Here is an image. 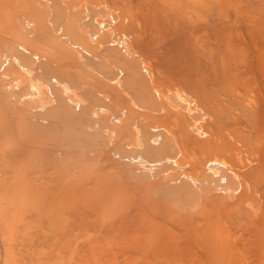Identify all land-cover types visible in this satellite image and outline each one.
<instances>
[{
	"label": "bare ground",
	"instance_id": "6f19581e",
	"mask_svg": "<svg viewBox=\"0 0 264 264\" xmlns=\"http://www.w3.org/2000/svg\"><path fill=\"white\" fill-rule=\"evenodd\" d=\"M55 1L0 0V55L4 51L13 55L8 64L10 72H17L26 64L33 66L35 61H30L33 64L26 62L29 61L28 56L39 58L42 69L52 71L53 66H58L64 61L62 57L69 59H65L66 62L73 63L76 68L73 56L78 51L77 47L85 52L87 59L84 61L92 62L89 65L94 64L105 77L102 78L99 74L97 76H100L101 80H98V77L96 81L95 68L93 69L94 80L87 78L90 79V84L94 82L89 88L95 89L91 95H96V88L105 91V88L99 87L101 84L109 89V95L105 97L108 103L100 104L102 100L99 101L96 96L92 99L93 103L97 101L99 105L112 110L109 116L111 122L108 120L111 124H106L109 125L107 130L118 136H115V141L112 140L113 144L109 140L113 146V153L109 149L111 147H107L111 152L109 154L114 155L117 152L122 158L117 157L121 161L117 162L116 157L113 159L112 155L111 159L110 155H107L105 160L108 164L110 162V166L106 165L102 160L109 150L105 148L107 152L100 153L103 159L100 157L99 162L108 166L113 174L119 172L124 177V182L119 190H114L111 186L113 184L103 185L101 178H105L106 174L103 170L107 172L108 168L101 166L99 168L102 170L96 168L99 170L97 172L103 171L104 174L100 172L103 174L101 176L99 173L101 178H92L91 183L89 176L93 172L90 170L89 175L84 174L88 180L84 175L83 177L77 174L87 180L88 184H92L93 190L89 184V191L86 188L84 191L83 187V191L74 196L63 193L50 194L53 195L54 201L47 204L43 198L46 197V191H42L46 188L42 187L41 194L38 195L43 202L38 200L33 204L21 203L20 211L10 213L8 210L14 211L17 207L13 197L10 199V203L14 201L11 205L0 208V264H264V0ZM58 3L61 5L58 6ZM52 13L58 17L56 22L52 21L57 24L60 19L61 24H58L62 25H58L60 29L57 28V34L47 24L52 23ZM82 21L84 25L81 29ZM19 22L32 31L26 35L27 30L21 29ZM56 36L72 40L70 43L73 48L76 46V51L69 48L71 44L68 45L66 40L64 44L61 43L62 46L67 44L68 47L65 46L69 50L75 51V55L74 51L73 55L70 54L72 60L66 55L62 56V48L65 46L57 44L59 38L56 41ZM17 38L20 42L16 41ZM80 56L84 59L83 54ZM80 56L78 55V58ZM66 62L62 65H67ZM2 63L0 69L4 67L6 60ZM84 64L85 62L81 63V66ZM77 66L79 67V64ZM3 67L0 71L4 70ZM63 68H60L61 72L65 70L70 73L72 71V75L73 72L76 73L70 66L68 70ZM87 69L91 68L86 67ZM68 72L66 76L69 77ZM72 75L71 77H74ZM79 75L78 71L79 81L83 78L84 84H87L86 77ZM75 77L78 81L77 75ZM49 79L47 77L48 82ZM102 79L108 80L106 83L103 81L107 85H103ZM95 81L97 86L101 81L98 87ZM57 82L62 84L64 81ZM81 82L77 84L84 85ZM72 83L75 84L74 81ZM53 86H56L55 83ZM99 92L98 94L102 95ZM3 94L1 97H4ZM89 94L87 92L86 97L93 98ZM45 96L46 93H43L39 98ZM53 99L55 100V97ZM64 101L67 102L68 99ZM66 102L63 104L67 105ZM70 106L72 105L67 107L69 112L65 114L68 118L69 113H72ZM73 107L75 106L71 108ZM12 108L14 117L15 114L20 116L14 111L15 107ZM97 108L96 106L95 109ZM57 110L59 111L58 108ZM62 113L64 112L61 111L60 114ZM8 114L10 117L11 113ZM24 115L26 113L23 114L25 118ZM31 116L29 118L28 115L26 119L32 120ZM12 118L9 119L13 120ZM72 120L75 119L72 117ZM52 121L56 120H51L50 125L53 124ZM14 122L18 123L17 119ZM31 123L33 124L29 121L28 124ZM21 126L23 133L28 132L29 129L23 128L25 125ZM14 131L18 132L17 129ZM139 143H142L141 147ZM24 145L29 150L35 148V144L29 147L24 142ZM138 148L147 154L148 161L141 163L129 156ZM29 150L17 151L19 154L26 153V157L33 151L29 153ZM65 152L62 151V154ZM23 153L20 154L21 157ZM92 153L95 154V151ZM52 155L53 153L51 158ZM88 158H85L84 164H90L83 169L89 167L96 156H90L91 160ZM124 158L127 164L137 165L138 161V164L144 167L158 170V180L168 184L165 191L168 190L169 196L155 198L152 196L154 185L142 181L132 183L134 172L132 174L131 170L134 165H129L132 168L124 165ZM37 161L39 162L36 159L32 168L36 167ZM44 164L45 166L41 165L46 168L49 161ZM75 165L78 166L74 163L73 166ZM80 166L78 171L82 167ZM54 169L61 170L56 167ZM42 170L44 171V168ZM94 170L93 168L92 171ZM35 171L33 172L36 173ZM45 171L44 174L48 177L57 173H53L55 170L52 173L51 170L49 173L48 170ZM61 172L63 175L58 174L59 177H56V174L54 179H66L64 174L67 177V172L64 173V169ZM106 175L108 177V172ZM51 178L52 175L47 181ZM22 186L24 185L19 186L20 190ZM33 186L32 189L30 186L25 188L35 194L40 192L36 193ZM1 187L3 190L8 188L6 185ZM58 189L61 190L59 187ZM28 191L21 193L26 194ZM110 191L128 197L123 200H115V197L111 204V200H107L110 198ZM50 192L52 193V190H48L47 195ZM137 193L141 196L136 197L137 199L131 197ZM86 195L97 200L105 195L104 198L108 201L106 203L114 205L116 209L112 206L113 214L105 213L104 216V213L101 214L104 212L101 203L94 198V202L90 201ZM72 197L73 201L70 200ZM169 197L175 199L171 200ZM65 198L69 200L63 201ZM62 201L74 203L65 206ZM25 204L28 205L24 206ZM21 207L24 210L21 211ZM156 208L161 217L156 215V218L152 219L150 214L155 213ZM95 212L99 214L96 219L98 215ZM100 214L110 217L106 220ZM92 215L95 216L94 219ZM101 217L104 222L100 221ZM140 217L143 220H140ZM87 218L93 220H86ZM98 218L102 225L98 224ZM94 220L99 226L90 223ZM22 228L23 236H19ZM97 229L100 232L96 237ZM44 231L51 235L47 237L40 234ZM89 231H93L94 236ZM85 232H89V236H93L92 239L88 238L87 233L85 237ZM86 238L89 240H85Z\"/></svg>",
	"mask_w": 264,
	"mask_h": 264
},
{
	"label": "rangeland",
	"instance_id": "374dc122",
	"mask_svg": "<svg viewBox=\"0 0 264 264\" xmlns=\"http://www.w3.org/2000/svg\"><path fill=\"white\" fill-rule=\"evenodd\" d=\"M55 3H57V0L55 1ZM62 3V2H61ZM57 5V4H56ZM61 4H59L58 3V6H60ZM58 6H55V8L56 7H58ZM54 8V9H55ZM52 11V10H51ZM50 16H52V17H54V18H51ZM50 16H49V19L48 20H50V18H51V20L50 21H52V20H54L55 22H56V20H58V17L57 16H55V13H52V15L50 14ZM57 17V19H55ZM54 21H52V23L50 22H48L47 24H48V27L51 29V30H53L56 34H57V32H58V27L60 26L58 23L60 22V24H61V21H60V19H59V21L57 22V24L54 22ZM84 23V21H82L81 23H80V28L82 29L83 28V24ZM19 24H20V22H19ZM20 25H22V24H20ZM19 25V26H20ZM59 25V26H58ZM24 26H26L25 24H24ZM24 26L22 25V26H20L21 27V29H23L24 31H26V35H28V33H30L31 31H29V29H28V26H26V28H24ZM62 26V25H61ZM60 26V27H61ZM82 26V27H81ZM23 27V28H22ZM60 27H59V29H60ZM79 28V29H80ZM58 38H59V42L57 43V44H59V45H61L62 46V44H64L65 43V40H66V43L68 44H71V45H69L70 47L69 48H71V50H72V48H73V44L72 43H70L71 41H70V39L69 38H67L66 39V37H58V36H56V41H58ZM55 39V38H54ZM53 39V40H54ZM69 39V40H68ZM69 42H68V41ZM16 41H18V42H20L19 40H18V38H17V40ZM55 41V42H56ZM62 43V44H61ZM67 44H65V45H67ZM64 45V46H65ZM68 45H67V47H68ZM76 45V44H75ZM64 46H62V47H64ZM66 46L64 47V48H62V50H63V55L62 56H65L66 55V57L67 58H69L70 57V59L71 58H73V61L75 62V66H76V68H78V69H76L75 67H73V63H69V61L68 62H66V60H69V59H66L65 57H62L61 55V57L64 59V61L66 62L65 64H67V65H62L63 63H64V61L62 62V63H59V67L57 66V65H55V66H53L54 67V69L51 71V70H47V71H49V72H47L46 70H43L42 68H43V66L41 67L40 66V64H41V60H39V58H37V57H35V56H33V58H30V56H28L27 57V60H29V61H26V62H29L30 63V61L31 60H33V61H35V63H37V64H35L34 63V65L32 66V65H25V67L24 66H22V67H20V69L17 71V72H10V70L8 69V64H9V61H10V59L13 57V55L11 54V52L10 53H8L7 51H4V52H6V53H4V52H2L1 53V55H0V59L1 60H3V61H1V63H0V65L1 64H3L2 62H4L5 60H6V63H4V70H2L4 73H2V71H0V73H2L1 75H2V77H1V75H0V92H2L1 94H3L4 93V91H5V93L3 94L4 95V97L2 98L1 97V94H0V208H3V207H5V206H7V205H11V203H13L14 201H15V203H14V205L15 206H17L16 208H17V210H15L14 209V211H11V210H13V209H10V210H8L10 213L12 212H16V211H20V206H21V203L22 204H24V203H35L36 201H40L41 199H40V194H41V188L42 187H45L46 189L45 190H42V191H46L45 193H46V197H44L43 195H41V196H43V198H44V201L47 203V204H50L51 203V201L53 200L54 201V199H53V195H56V193H63L64 195H67L68 196V194L70 195H72V196H74L75 194H78V193H80V191H83V190H81L83 187V189H84V191H85V188H86V190H88L89 191V186H92V184H90L91 183V181H92V178H93V180L95 179V178H101L100 176H99V173L101 172H97V171H99V170H97L99 167H101V168H103L104 166H103V164L101 163V162H99L100 161V157L103 159V156H101L103 153L102 152H107L106 150L108 149L107 147H111L112 145H110V143H112V140L113 141H115V138L117 139V137H115V136H118V135H116L115 133H111V132H109V130H107V127H109V125L111 124V123H108V120L109 119H111L109 116L111 115V113H110V111L112 112V110L110 109V108H108V107H103L102 105H99V102L97 103V101L95 102V103H93V101H92V99H94V96H96L98 99H99V101H101L100 102V104H102L103 102H104V104L105 103H108V101H107V98L105 99V97H108V95H109V89L107 90V87H105V86H102V84L100 85V83H101V81L100 82H98L99 83V87L101 88V87H103V88H105V91L102 89V90H100L99 88H96V90H97V92L96 93H94V94H96V95H91L92 94V92L95 90L94 88L93 89H89V88H91V86H93L92 84L94 83L93 82V80H94V78L96 79V78H98V80L100 79L101 80V78H100V76H97V75H102L101 74V72H99V69L93 64V65H89V64H92V62H89V61H87V62H89V63H86V61H84L85 60V58L87 59V56H84L85 55V52L83 53L82 52V50H79L78 49V47H77V50L78 51H76V49H75V47L76 46H74V48L73 49H75V51L77 52L76 53V55H75V51H74V55L76 56V58H75V56H71L70 54H72V52L73 51H71V50H69V48H67ZM8 49V48H7ZM7 49H5V50H7ZM80 51V52H79ZM82 52V53H81ZM80 54L82 55L83 54V56H84V59H83V57H81L80 56ZM12 55V56H11ZM27 55V54H26ZM73 55V54H72ZM78 55L80 56V58H78ZM32 57V56H31ZM26 59V58H25ZM37 61H36V60ZM45 60H46V58H44ZM66 59V60H65ZM72 60V59H71ZM70 60V61H71ZM40 61V62H39ZM46 61H48V60H46ZM60 62H61V60H60ZM76 62L79 64V67L77 66L78 64H76ZM83 62H85V64L83 65V66H81V63L83 64ZM43 63H44V61H43ZM42 63V64H43ZM6 64V65H5ZM30 64H33V62H31ZM70 64V65H69ZM26 66H28V67H26ZM30 66V67H29ZM69 66H70V68L73 70V71H75L76 73L74 74V72H73V75H72V71H71V69H69L70 71H71V73L70 72H68V73H70V75H69V77L68 76H66V71L65 70H63L62 72L63 73H65V75L61 72V70H60V68H66V70H68L67 68H69ZM87 68H91V69H87L86 70V67ZM94 66V67H93ZM2 67H1V69H2ZM24 67V68H23ZM32 67V68H31ZM84 67V68H83ZM29 70H28V69ZM63 68V69H64ZM73 68H75V69H73ZM95 68V71L93 70ZM0 69V70H1ZM97 69V70H96ZM6 70V71H5ZM32 70V71H31ZM79 71V73H80V75L79 76H81V77H86L85 79L87 80V84H89V86L87 85V84H84V79L83 78H80V80L81 81H83V82H81V81H79V79H78V71ZM47 72V74L48 73H50V74H46V76L44 75L46 72ZM95 72V77H94V72ZM44 72V73H43ZM93 73V74H90V75H92L91 77H90V75H89V73ZM97 72V73H96ZM99 72V73H98ZM43 73V74H42ZM43 75V78H46V79H41V77H42V75ZM5 75H6V77H5ZM52 75V76H51ZM58 75H59V77H58ZM68 75V74H67ZM71 75L72 76H76L77 75V79H78V81H76V77L74 78V77H71ZM89 75V76H88ZM63 76H64V79H63ZM88 76V77H87ZM103 76V77H102ZM101 77L102 78H105L104 77V75H102ZM4 77V79H2ZM47 77L48 78H50L49 80V82H48V80H47ZM53 77V79H51ZM55 77V78H54ZM94 77V78H93ZM60 78V80H61V78H62V80L61 81H64V82H61L60 80H57V79H59ZM87 78H92L91 80H92V82L93 83H89L88 82V80H90V79H87ZM10 79V80H9ZM55 79V80H54ZM71 79H73L72 80V82L74 81L75 82V84L74 83H72L71 82ZM75 79V80H74ZM107 79V78H106ZM9 80V81H8ZM59 81V82H61L62 84H59L57 81ZM85 80V81H86ZM47 83H46V82ZM52 81V82H51ZM96 81H97V79H96ZM95 81V82H96ZM103 81H105L104 79H102V83H103ZM7 82V83H6ZM46 83V84H44V83ZM55 83V85L56 86H53L54 85V83ZM81 82V84L83 83L84 85H80V84H77V83H80ZM106 82H108V80L107 81H105V83ZM9 83H10V85L11 86H9L8 87V85H9ZM53 85H52V84ZM105 83H103V85H107V84H105ZM48 84V85H47ZM51 84V85H50ZM76 85V87L74 86V85ZM3 85V86H2ZM95 85L97 86V82L95 83ZM6 86V87H5ZM14 88H13V87ZM52 87L51 89L49 88V87ZM79 86V87H78ZM80 86H82L83 88H80ZM88 86V87H87ZM97 86V87H98ZM109 86V85H108ZM3 87V88H2ZM54 87V88H53ZM57 87L59 88V89H57ZM95 87V86H94ZM4 89V90H3ZM26 89H28V90H26ZM57 89V90H56ZM62 89V90H61ZM8 92H7V91ZM22 90V91H21ZM59 90V91H58ZM80 90V91H79ZM83 90H84V92H85V94H87V92H89L90 94V96H93V98L91 97H86V95L84 94V92H83ZM87 92H86V91ZM88 90H90V91H88ZM9 91L10 92H13V93H9ZM31 91V92H30ZM51 91H52V93H51ZM61 91V92H60ZM101 92L102 93V91H104V92H107L108 94L107 95H104L103 93H102V95H100V94H98V92ZM30 92V93H29ZM57 92V93H56ZM99 92V93H100ZM16 93H17V95H16ZM43 93H46V96H45V98L43 97L42 99L41 98H39V95H41L42 96V94ZM62 93H64L63 95H62ZM98 94V95H97ZM53 95V96H52ZM85 95V97H83ZM18 96V97H17ZM64 98H62V97ZM102 96H103V99H102ZM6 97V98H5ZM37 97V98H36ZM53 97H55V100L53 99ZM95 97V98H96ZM5 98V99H4ZM36 99V101H35V99ZM58 98L59 99H61V100H58ZM68 99V101H69V104H68V101L66 102V101H64V100H67ZM16 99V100H15ZM20 99V100H19ZM32 99H34V101L32 100ZM91 99V100H90ZM101 99V100H100ZM20 102H19V101ZM57 100V101H56ZM63 100V101H62ZM97 100V99H96ZM103 100H105V101H103ZM16 101V102H15ZM31 101V102H30ZM19 102V103H18ZM65 102H66V104L67 105H64L65 104ZM89 102V103H88ZM16 105H15V104ZM18 103V104H17ZM55 103L57 104L56 106H55ZM63 104V105H61V106H59L58 104ZM90 103L92 104V105H90ZM31 104V105H30ZM88 104V105H87ZM97 104V105H96ZM69 105H72V106H75V107H73V108H71L72 106H70L69 107V110H71L72 109V113L70 114L69 113V118H68V115H65V114H67L68 112H67V107L69 106ZM81 105V106H80ZM82 105L84 106V109H82ZM89 105H90V108H89ZM18 106V107H17ZM65 106H66V108H65ZM80 106V107H79ZM86 106H87V110H86ZM96 106L99 108H97V109H95L96 108ZM102 106V107H101ZM105 106V105H104ZM12 107H15L14 109V111H16V113L18 112L19 114L18 115H20V116H17V114H15V117H14V114H13V108ZM49 107V108H48ZM60 107V108H59ZM95 107V108H94ZM52 108V109H51ZM57 108L59 109V111H60V109H62L61 111H63L64 113H62V114H60L61 113V111L59 112L58 110H57ZM77 108V109H76ZM101 108H102V110H101ZM20 109V110H19ZM58 111V112H56V110ZM64 109V110H63ZM92 109H93V111H92ZM99 110H101V111H99ZM12 111V112H11ZM65 111H66V113H65ZM8 112H10L11 113V115H10V117L9 116H7V115H9L8 114ZM32 112V113H31ZM34 112H36V113H34ZM42 114H41V113ZM52 112V113H51ZM55 112V113H54ZM24 113H26V115H24L25 116V118L23 117V114ZM31 113V114H30ZM38 113V114H37ZM100 113V114H99ZM37 114V115H36ZM47 115V117H46V115ZM55 114H59L58 115V117H57V115H55ZM85 116H84V115ZM29 115V118H30V116H31V118H32V120L31 119H26L27 118V116ZM39 115V116H38ZM41 115V116H40ZM49 115H51V116H49ZM66 117H65V116ZM73 117V119H75V120H72V117ZM75 115V116H74ZM83 115V116H82ZM14 118H12V117ZM16 116H17V118H16ZM49 116V117H48ZM53 116V118H50V117H52ZM62 116V117H61ZM11 119H13V120H10L9 118ZM18 117H19V119H20V117H21V119H20V122H19V119H18ZM61 117V118H60ZM75 117V118H74ZM101 117V118H100ZM8 118V119H7ZM17 119V121H18V123L17 122H14L16 119ZM24 118V119H23ZM47 118H49V119H47ZM65 118V119H64ZM42 119V120H41ZM56 120V121H52L53 122V124H51L50 125V123H51V120ZM61 119H62V122H61ZM84 119V120H83ZM97 119V120H96ZM28 120V121H27ZM60 120V121H59ZM64 120V121H63ZM84 121V123H83V121ZM29 121L31 122H33V124L31 123V125L30 124H28L29 123ZM38 121V122H37ZM66 121V122H65ZM77 121H78V123H77ZM106 121V122H105ZM14 122V123H13ZM24 122V124H22V123ZM28 122V123H27ZM35 122H37L36 124H35ZM109 122H111V120H109ZM20 123H21V125H25V126H23V128H26V129H29V130H27L28 132H26V130H25V132L26 133H23L24 131H22V130H20L21 128H22V126L20 125ZM76 123V124H75ZM103 123V124H102ZM109 124L108 126L106 125V124ZM17 124H18V126H17ZM42 124H44V125H42ZM60 125V127H59V125ZM84 124V125H83ZM102 124V125H101ZM30 127H29V126ZM42 125V126H41ZM54 125V126H53ZM105 127H104V126ZM19 128H17V127ZM33 126V128L31 129V127ZM45 126V127H44ZM52 126V127H51ZM57 126V127H56ZM63 126V127H62ZM103 126V127H102ZM16 127V128H15ZM53 127H55L54 128V130H52L53 129ZM62 127V128H61ZM76 127V128H75ZM15 129H17L18 130V132L17 131H14ZM39 129V130H38ZM58 129V130H57ZM64 129V130H63ZM31 130H32V132H31ZM37 130V132H35ZM47 130V131H46ZM20 131V132H19ZM21 131H22V133H21ZM30 131V132H29ZM43 131V132H42ZM51 131H54V132H51ZM46 132V133H45ZM72 132V133H71ZM20 133V134H19ZM95 133V134H94ZM100 133V134H99ZM104 133V134H103ZM108 133H110V134H108ZM22 134V135H21ZM54 134V135H53ZM67 134V135H66ZM105 134H106V137H105ZM108 136V137H107ZM111 137L113 138V139H111ZM110 138V139H109ZM17 139V140H16ZM109 140H111V142L109 141ZM24 142H25V144L27 145V146H29V147H31L30 145L32 144V146H34V144H35V148H30L31 150H33L31 153H30V151L31 150H29V149H27L26 147H25V145H24ZM29 142V143H28ZM110 142V143H109ZM28 143V144H27ZM31 143V144H30ZM58 143V144H57ZM73 143V144H72ZM21 144V145H20ZM113 144V143H112ZM140 144V147L142 146V143H139ZM22 145H24V147H22ZM102 145V146H101ZM110 145V146H109ZM36 146H37V148H36ZM19 147H21V148H19ZM28 147V148H29ZM75 147V148H74ZM77 147V148H76ZM113 147V146H112ZM112 147L111 148H109L111 151H112ZM25 150H29V157L28 156H26L25 157V155H26V153L24 154L23 152L25 151ZM94 148V149H93ZM105 148H107L106 150H105ZM18 149H21V151L23 150V155H24V157H23V155H22V157H21V155L20 154H22V153H18ZM35 149V150H34ZM78 150V151H76V150ZM89 149H91V150H89ZM92 149H93V151H92ZM104 149V150H103ZM108 149V150H109ZM61 150V151H60ZM65 150H66V152H65ZM87 150H89V152L87 151ZM98 150V151H97ZM110 150H109V152H107V154H105L104 156V159L102 160V161H105L106 162V158L108 157L107 155H110L109 153H111L110 152ZM20 151V152H21ZM62 151L63 152H65L64 154H62ZM91 151V152H90ZM95 151V154H93L92 152H94ZM114 151H115V149H114ZM15 152H17V154H14ZM116 152V151H115ZM155 152H156V150H155ZM53 153V157L51 158V154ZM100 153H102L101 155H100ZM112 153H113V151H112ZM117 153V152H116ZM116 153H114V155H113V159H115L114 157H116V161L118 162V161H120L117 157H119L120 159H122L121 157H120V155L119 154H116ZM48 154V155H47ZM58 154H60V155H58ZM17 156V157H15V156ZM34 155V156H33ZM112 155H110V158H111V156ZM116 155V156H115ZM46 156V158L44 159V157ZM48 156V157H47ZM57 156V157H56ZM90 156H91V158H93L94 156H96V158L98 157L99 158V160H98V158L96 159V158H94V159H92V161L93 160H95V161H93V162H95V163H93V162H91L92 164L89 166V167H87L88 168V170H87V168H84L83 169V167H86V165L87 164H90V163H87L86 165L84 164V163H86V159L85 158H87V157H89L88 159H90ZM129 156H131V157H134V160H138L139 162H141L142 163V161H148V157H147V154L144 152V151H142V149L141 148H138V150L136 151V152H134V154H131V155H129ZM10 157V158H9ZM50 157V158H49ZM9 158V159H8ZM14 158L16 159L17 158V160H14ZM21 158V159H20ZM24 158H26V159H24ZM50 159V160H46V159ZM84 158V159H83ZM109 158V159H110ZM8 159V160H7ZM14 162H12L11 160ZM18 159H20V160H18ZM24 159V160H23ZM31 159H32V161H31ZM37 159V160H39V162L37 161L36 162V167H34V168H32L33 166H34V164L33 163H35V160ZM87 159V161L88 162H90L89 160ZM112 159V158H111ZM27 161V164H26V161ZM29 160V161H28ZM41 160H42V162H41ZM44 160V161H43ZM53 161V162H50V161ZM91 160V159H90ZM108 160V159H107ZM15 161H16V163H15ZM31 161V162H30ZM46 161H47V163H48V161H49V164L47 165V166H49V167H47L46 166V168L45 167H43V165L45 166V164L44 163H46ZM82 161V162H81ZM112 161V160H111ZM138 161H136V164L137 165H134L135 163H130V164H127L128 162H127V160L124 158V161H122L123 163H124V165H126L127 167H130V166H133L134 165V168H133V170H135V171H133V170H131L132 172V174H133V172H134V174H133V176H132V179H131V182L133 183V181H135L134 183H136V181H142V182H146V183H148V184H152V185H154V190L152 191L153 193H152V196L153 197H155V198H164V197H167V196H169V194H168V190H166L165 191V188H168L167 186H168V184H165L164 182H160L158 179H159V177H160V173H159V171L158 170H155L154 168H147V167H144V166H142V165H140V164H138L139 162ZM31 164H33V165H31ZM78 162V163H77ZM100 164H102V165H100ZM121 162V161H120ZM9 163V164H8ZM43 164V165H41V164ZM78 164V166H80L81 168H80V170L78 171L77 170V168H78V166H73V164ZM79 163H81L80 165H79ZM11 164V165H10ZM40 164V165H39ZM106 165H109L110 166V162H109V164L106 162L105 163ZM133 164V165H132ZM29 165V166H28ZM83 165H85V166H83ZM94 166V167H92L91 168V166ZM100 165V166H99ZM130 165V166H129ZM138 165H139V168H138ZM28 166V167H27ZM38 166V167H37ZM41 166V168H39ZM96 166V167H95ZM98 166V167H97ZM137 166V167H136ZM142 166V167H141ZM56 167L57 169L58 168H61V170L60 171H57L56 169H54V168ZM62 167H63V169H64V173H66L67 172V177L65 176V174H64V178H66V179H64V178H62V179H64V180H61V178L59 179V181L61 180V182H59L58 180H57V178H55L57 181H55V179H54V177L56 176V174H57V176L56 177H59L58 176V174H60V175H63V173L61 172V171H63V169H62ZM108 168V166H105V169H107ZM26 168V169H25ZM29 168H31L33 171H35L36 173H34L33 171L32 172H30V170L31 169H29ZM44 168V171L42 170ZM49 168V169H48ZM74 168H76V169H74ZM93 168L95 169L94 171H92L93 170ZM97 168V169H96ZM101 168H99L100 170H102ZM130 168H132V167H130ZM143 168V169H142ZM40 169L43 171V173H42V171H40ZM52 169H54L55 170V172H53L54 170H52ZM92 169V170H91ZM137 169V170H136ZM13 170V171H12ZM27 170H29V171H27ZM37 170H39L40 172H38ZM45 170H48V172L47 173H49V171L51 170V173L53 172V173H56V171H57V173L55 174V176L53 175V174H51L52 175V178H51V180H48L47 181V179H49L50 177H51V175H49V177L47 176V174H44V173H46V171ZM84 170H86V171H84ZM91 172H93V173H90V171ZM128 170H130V169H128ZM16 171V172H15ZM21 171V172H20ZM75 171V172H74ZM76 171H78V172H76ZM81 171V172H80ZM83 171V172H82ZM87 171H88V173H87ZM97 172V174H96V172ZM106 174H107V172H108V177H106L107 175L105 174V178H108V179H105L104 177L103 178H101L102 179V184L103 185H105V183H109L110 185L111 184H113V185H111V186H113L114 187V190H115V188L116 189H118L119 190V187L123 184V179H124V177L119 173V172H115L116 174H113V172L112 171H109V168L107 169V172L105 171V170H103ZM102 171V172H103ZM18 172H20V173H18ZM58 172H61V173H58ZM85 172V173H84ZM101 172V173H102ZM104 172H103V174H104ZM13 173V174H12ZM18 173V174H17ZM25 173V174H24ZM37 173H40L41 175H37ZM89 173H90V175L91 176H89V177H91L90 179L91 180H89L90 181V185L87 183V180L89 179L88 177H87V175H89ZM101 173H100V175H101ZM27 174H29V175H27ZM77 174H81L82 176L84 175V174H87V175H84L83 177L84 178H86L87 180H85V179H83V177L81 176H78ZM94 174V175H93ZM102 174V175H103ZM27 175V176H26ZM31 175H33V176H31ZM35 175V176H34ZM45 176V178H42L43 176ZM101 175V176H102ZM23 176H25V177H23ZM38 178H37V177ZM40 176H41V178H40ZM47 176V177H46ZM54 176V177H53ZM112 176V177H111ZM34 177H36V178H34ZM62 177V176H61ZM69 177V178H68ZM111 177V178H110ZM27 179V181H28V183H27V181H26V179ZM30 178V179H29ZM32 179V180H31ZM34 179V180H33ZM109 179H111V181L109 182L108 180ZM43 180H45V181H43ZM56 182H54V181ZM4 181V182H3ZM47 181V182H46ZM86 181V182H85ZM88 181V182H89ZM1 182H3V184L1 183ZM30 182V183H29ZM112 182V183H111ZM7 183H9V184H7ZM21 183V184H20ZM26 183V184H25ZM63 183V184H62ZM87 183V184H86ZM19 184V185H18ZM39 184H41V185H39ZM2 185H6V186H8V188H7V190H5V188H4V190L2 189ZM21 185H24V186H22V188H21V190H20V187H21ZM32 185H34L33 187H35V188H33V190L34 189H36L35 190V192L37 191H40V192H36L37 194H35L34 192H30L31 190H29L28 191V189H26L25 187L27 186V188H30ZM89 185V186H88ZM107 185V184H106ZM20 186V187H19ZM30 186V187H29ZM36 186H41V187H39V190H37L38 189V187H36ZM88 186V187H87ZM108 186V185H107ZM111 186H108V187H111ZM160 186V187H159ZM19 187V188H18ZM24 187V188H23ZM58 187L59 188H61V190H59L58 189ZM65 187V188H64ZM73 187V188H72ZM113 187H111V189L113 188ZM92 188V189H91ZM25 189V190H24ZM30 189H32V187L30 188ZM43 189V188H42ZM90 189L91 190H93V186L92 187H90ZM28 191V193L26 192V194H23V193H25V192H23V191ZM48 190H52V193L50 192V193H48L49 195L50 194H53V195H50V196H52L51 197V199H50V196L49 195H47V192H48ZM21 191L23 192V193H21ZM63 191V192H62ZM68 192V193H67ZM93 191H91V193H92ZM21 193V194H20ZM34 193V194H33ZM44 193V194H45ZM83 193H86V192H83ZM110 198H107V200L109 199V200H111L110 201V203L112 202V199L114 200V198L116 197L117 199H115V200H120V199H124L125 197H128V196H126V195H120V194H118V193H113V192H111L110 191ZM169 193H170V191H169ZM23 194V195H22ZM39 194V195H38ZM42 194H43V192H42ZM90 194V193H89ZM93 194V193H92ZM95 194V193H94ZM38 195V196H37ZM70 195V196H71ZM85 195V194H84ZM91 195V194H90ZM97 195V194H96ZM96 195H95V197H96ZM106 195V194H105ZM102 196L101 198H100V200L98 201L96 198H94V197H92V198H90L89 197V195H88V197H87V195L85 196V197H87V198H90L89 200L90 201H93V198L95 199V201H97V202H100L101 203V205H102V207H103V209L102 210H104V212L102 211V215H103V213H104V216H105V213H111V214H113V211H111V209H113L112 208V206L114 207V205H112L111 206V204H113V203H106V202H108L107 200H105V198H106V196ZM92 196H94V195H92ZM139 196H141L139 193H137L135 196H131V197H135V199H137L136 197H139ZM13 197H15L14 198V201L13 202H11L10 203V199L12 200L13 199ZM105 197V198H104ZM46 198V199H45ZM47 198H48V201H47ZM87 198H83V199H86V201L88 202L89 200H87ZM104 198V199H103ZM67 199L68 198H65V199H63V201L65 200V202L67 201ZM73 199V197L70 199L71 201H73L72 200ZM92 199V200H91ZM169 199H171V200H174L175 199V197H169ZM43 200V199H42ZM41 200V201H42ZM69 200V199H68ZM78 200V199H77ZM121 200V201H122ZM62 201V202H63ZM67 202V203H65V202H63L62 204L64 205L65 204V206L66 205H70L72 202ZM74 201H76V200H74ZM79 201V200H78ZM43 202V201H42ZM94 202V201H93ZM114 202V204H115V201H113ZM117 202V201H116ZM28 203V204H29ZM30 203V204H31ZM74 203V202H73ZM72 203V204H73ZM99 203V204H100ZM121 203V202H120ZM27 204V205H28ZM52 204V203H51ZM61 204V205H62ZM88 204V203H87ZM2 205V206H1ZM26 204L24 205V206H27ZM117 205H119L118 203H117ZM108 207V208H107ZM22 208V207H21ZM115 209H116V207H114ZM22 210H24L23 208L21 209V211ZM157 210H158V208H156V209H154V211H155V213H152V214H150V218H156V215L157 216H159V212H157ZM114 212H115V210H114ZM98 216H94L95 217V219L97 218V217H99V214L97 213V212H95ZM94 214V213H93ZM96 214H94V215H96ZM100 214V215H101ZM101 215V216H102ZM94 217H93V215H92V218L94 219ZM103 217V216H102ZM102 217L100 218V221L101 220H103L104 218L106 219H108L109 217H103V219H102ZM159 217H161V216H159ZM92 218H87L86 220H90V219H92ZM92 219V220H93ZM106 219V220H107ZM140 220H143L141 217H140ZM95 221V222H94ZM93 221V223L92 222H90L91 224H94V225H97V224H95L96 223V220H94ZM97 221H99V218H98V220ZM99 221V222H100ZM105 220H103V222H104ZM98 222V224H101V222L99 223ZM102 225V224H101ZM97 226H99V225H97ZM23 229V228H22ZM40 231H41V229H40ZM97 231H98V233H97ZM23 232H24V229H23V231L21 230L20 231V234H19V236H23ZM42 232V231H41ZM40 232V234H44V235H47L46 233H48V232H46L45 233V231H44V233H41ZM90 232V231H89ZM88 232V233H89ZM93 232V231H92ZM92 232H90V233H92ZM99 230L97 229L96 231H95V236H96V234L98 235L99 234ZM87 232H85V234H86ZM87 233V234H88ZM50 235H51V233H49ZM48 234V235H49ZM84 234V236L85 237H87V234L85 235ZM93 234V236H94V233H92ZM48 235H47V237H48ZM49 235V236H50ZM81 236V235H80ZM93 236H89V234H88V238H90L91 237V239H92V237ZM97 237V236H96ZM99 237V236H98ZM95 238V237H94ZM82 239H83V237H82ZM96 239V238H95ZM85 240H89V239H85Z\"/></svg>",
	"mask_w": 264,
	"mask_h": 264
}]
</instances>
